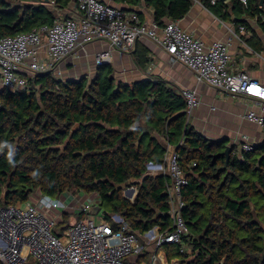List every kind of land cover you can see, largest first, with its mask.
I'll list each match as a JSON object with an SVG mask.
<instances>
[{"label": "trees", "instance_id": "obj_1", "mask_svg": "<svg viewBox=\"0 0 264 264\" xmlns=\"http://www.w3.org/2000/svg\"><path fill=\"white\" fill-rule=\"evenodd\" d=\"M113 1L126 10L142 4L153 8L163 27L187 14L195 0ZM199 1L221 19L235 15V22L251 33L246 43L263 50L253 43L259 36L248 22L256 19L264 31L260 0ZM73 2L0 0V38L51 25L57 11ZM133 50L135 62L145 68L151 61L149 48L138 40ZM186 109L183 91L173 84L117 80L111 66L105 71L100 67L92 79H62L50 71L30 75L25 89L3 87L0 206L25 203L35 191L53 198L66 190L98 192L107 220L121 215L141 234L156 226L171 230L166 175L145 176L134 202L123 194L125 185L143 177L147 161L164 162L171 145L189 180L183 188V216L190 234L183 251L178 244H164L167 259L179 264H264V143L252 151L233 144L228 158V141L199 132ZM70 215L64 212L63 229L70 226ZM75 216L79 220L84 215Z\"/></svg>", "mask_w": 264, "mask_h": 264}, {"label": "built area", "instance_id": "obj_2", "mask_svg": "<svg viewBox=\"0 0 264 264\" xmlns=\"http://www.w3.org/2000/svg\"><path fill=\"white\" fill-rule=\"evenodd\" d=\"M239 1L248 3V0ZM51 3L53 5L54 1ZM76 5L78 14L75 16L59 10L51 25L0 38L3 87L14 92L25 89L30 75L50 71L62 77V64L66 59L94 41L105 40L113 49L129 52L137 40L144 37L163 46L171 62L191 69L198 82L252 100L255 109L248 111L247 117L264 125V84L247 70L231 69L230 41L208 43L186 31L179 19H172L161 27L156 20H141L135 10L102 0H76ZM245 29L241 27L242 32ZM235 36L243 41L236 33ZM112 58L111 49L102 51L97 54L96 65L110 63ZM183 94L187 113L191 115L200 104V98L195 89H185ZM254 148L249 141L241 144V151ZM162 174L168 178L171 230L162 231L156 226L141 234L121 215L114 214L112 221L107 220L101 207L96 210L101 202L98 192L66 190L56 198L41 193L36 201L29 199L25 203L0 206V261L3 264H31L30 260L36 264H144L137 261V257L145 253L148 245L155 247V261L165 257L160 251L166 243L178 244L183 251L185 236L190 234L183 216V188L189 180L172 146L169 145L164 162L147 161L143 177L127 185L124 192L134 202L143 178ZM52 207L84 216L72 221L60 235L54 231L55 219L46 213V209ZM113 223L117 224L116 228ZM140 235L145 244L140 242ZM172 262L178 264L177 260Z\"/></svg>", "mask_w": 264, "mask_h": 264}, {"label": "crops", "instance_id": "obj_3", "mask_svg": "<svg viewBox=\"0 0 264 264\" xmlns=\"http://www.w3.org/2000/svg\"><path fill=\"white\" fill-rule=\"evenodd\" d=\"M102 1L118 6L113 0ZM62 11L68 15H77L76 2L71 3L67 9H62ZM135 11L140 12L141 20H155L154 9L146 7L145 4L136 7ZM168 21L170 20L166 23ZM179 21L186 31L208 43L216 40L230 41L231 69L247 70L264 84V31L256 19L249 18L248 22L259 36V39L252 38L253 43L263 49L259 52L246 43L245 38L251 37V33L243 23L235 22V15L228 19H221L199 0L194 1L190 11ZM242 26L246 27L245 32L241 31ZM235 33L243 41L235 36ZM160 34L163 35L162 30ZM138 40L150 50L151 61L145 68L135 62L134 48L129 52H123L113 49L107 41L99 40L87 44L85 49H79L68 57L62 64V77L57 78H81L83 75H77L81 72L80 68L83 69L84 75L93 78L100 67L105 71L107 66H111L117 80L132 82L140 79H160L173 84L182 91L188 88L195 89L200 98V104L189 115V118L199 132L211 139H225L228 145L234 144L239 150L244 141H249L254 145L264 143V125L247 117L248 111L255 109L252 100L233 96L226 91L198 82L191 69L181 63L170 61L169 53L163 46L144 37ZM110 49L112 50V61L95 67L97 54ZM67 71L70 74L68 77L65 76ZM2 88L0 83V89ZM172 148L174 149L173 146ZM163 253L165 254L164 250ZM30 262L33 264L32 260Z\"/></svg>", "mask_w": 264, "mask_h": 264}, {"label": "rangeland", "instance_id": "obj_4", "mask_svg": "<svg viewBox=\"0 0 264 264\" xmlns=\"http://www.w3.org/2000/svg\"><path fill=\"white\" fill-rule=\"evenodd\" d=\"M95 62H96V60H95ZM95 62H94V65H95V67L97 66L96 64H95ZM79 71H81V72H79ZM79 73L77 74V75H83V76H87V75H84L83 74V69L82 68H80L79 69ZM70 74H69V72L67 71V74L65 75L66 77H68ZM88 78V77H87ZM92 77H89L88 79H91ZM128 186L127 185H125L124 186V188H123V194H124V196L126 197V193L124 192V190H125V188H127ZM41 195V193L40 192H38V191H35L33 194H32V196L30 197V200H32V201H36L38 198H39V196ZM127 198V197H126ZM129 199V198H128ZM130 200V199H129ZM131 201V200H130ZM46 213H47V215L50 217V218H52V219H55V221H56V224H55V226H54V231L55 232H63V230H65V229H67V225L65 226V228L63 229L62 227H63V223H64V209L62 208V207H52V208H50V209H46ZM102 213V212H101ZM71 220L72 221H74L75 219H76V216H75V214H73V213H71ZM139 239H140V242L141 243H143V244H145V239H144V237L142 236V235H140L139 236ZM148 247V248H147ZM146 248H147V254H146V256L145 257H143L142 258V260L141 261H143L144 262V264H167V263H170V264H173V260L172 261H169L168 259H167V257H166V254H164L163 253V249H161V253L160 254H164L165 255V257H163V258H161V259H159V260H157V261H155L154 260V258H153V255L155 254V247H154V245H148V246H146ZM176 261V260H175ZM178 264H179V262H178Z\"/></svg>", "mask_w": 264, "mask_h": 264}, {"label": "water", "instance_id": "obj_5", "mask_svg": "<svg viewBox=\"0 0 264 264\" xmlns=\"http://www.w3.org/2000/svg\"><path fill=\"white\" fill-rule=\"evenodd\" d=\"M223 1H225V0H223ZM260 3H261V5H263L264 4V0H260ZM230 150H231V145H228L226 150H225V153L228 156V158H229ZM131 192H133V190ZM99 208H100V206H97L96 210H99ZM33 264H36V263H33Z\"/></svg>", "mask_w": 264, "mask_h": 264}, {"label": "bare ground", "instance_id": "obj_6", "mask_svg": "<svg viewBox=\"0 0 264 264\" xmlns=\"http://www.w3.org/2000/svg\"><path fill=\"white\" fill-rule=\"evenodd\" d=\"M162 255H163V253H162Z\"/></svg>", "mask_w": 264, "mask_h": 264}]
</instances>
